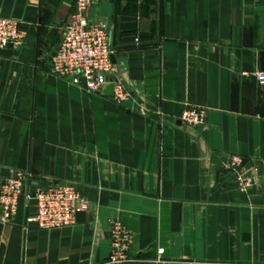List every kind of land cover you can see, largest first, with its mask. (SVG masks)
I'll list each match as a JSON object with an SVG mask.
<instances>
[{
	"label": "crops",
	"instance_id": "1",
	"mask_svg": "<svg viewBox=\"0 0 264 264\" xmlns=\"http://www.w3.org/2000/svg\"><path fill=\"white\" fill-rule=\"evenodd\" d=\"M74 0H0L23 44L0 54V185H75L72 226L29 223L22 195L1 220L0 264H104L112 220L137 264H264V0H104L87 12L110 33L115 72L97 93L51 71ZM139 38V42L135 39ZM130 91L121 105L113 81ZM207 110L201 126L180 120ZM252 169L240 191L232 157Z\"/></svg>",
	"mask_w": 264,
	"mask_h": 264
},
{
	"label": "built area",
	"instance_id": "2",
	"mask_svg": "<svg viewBox=\"0 0 264 264\" xmlns=\"http://www.w3.org/2000/svg\"><path fill=\"white\" fill-rule=\"evenodd\" d=\"M104 0H74V7L63 37L52 57L51 71L74 85L85 83L89 92L97 93L115 72L110 46V33L104 22H92L88 10ZM25 29L16 19L0 16V50H14L23 44ZM139 42V38L135 39ZM257 81L264 84V71L254 73ZM113 100L121 105L130 97V91L120 80L113 81ZM180 120L189 126L206 123L207 110L185 108ZM240 191L251 189L254 184L252 169L247 168L241 157H232L228 167ZM31 174L16 170L0 185L1 220L11 223L17 214L20 197L33 203L34 213L28 222H35L40 229H59L72 226L79 210L87 207L77 187L55 183L35 192L27 189ZM111 250L104 264H137L130 255L132 236L119 220H112ZM155 264H173L158 257ZM193 264V263H189Z\"/></svg>",
	"mask_w": 264,
	"mask_h": 264
},
{
	"label": "water",
	"instance_id": "3",
	"mask_svg": "<svg viewBox=\"0 0 264 264\" xmlns=\"http://www.w3.org/2000/svg\"><path fill=\"white\" fill-rule=\"evenodd\" d=\"M0 54H3V55H11L12 54V50H0ZM33 226H38L37 223H33L32 224Z\"/></svg>",
	"mask_w": 264,
	"mask_h": 264
}]
</instances>
